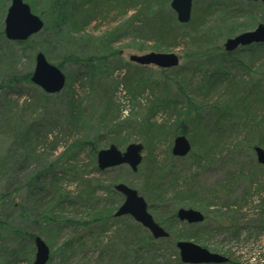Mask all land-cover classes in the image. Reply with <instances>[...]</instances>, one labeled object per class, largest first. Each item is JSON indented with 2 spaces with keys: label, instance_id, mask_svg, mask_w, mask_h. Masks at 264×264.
<instances>
[{
  "label": "trees",
  "instance_id": "1",
  "mask_svg": "<svg viewBox=\"0 0 264 264\" xmlns=\"http://www.w3.org/2000/svg\"><path fill=\"white\" fill-rule=\"evenodd\" d=\"M7 1L4 0V3ZM25 1L33 11H38L39 2L45 4V10L40 11L45 18L44 31L55 38L64 34L72 38L76 35L81 36L88 32L89 26L94 22L100 26L104 20L117 21L130 13L131 15L117 28L108 30L100 38L93 37L88 41L96 46H92V51L85 57L69 53L56 64L65 73L68 72L69 66L80 68V71L77 70L79 73L71 72L67 75L66 85L61 92L47 93L35 85L31 81L32 72L13 74L0 82V141L11 140L6 150L0 151V177L13 174L15 168L20 169L22 161H30L32 164L42 158L44 153H40L39 149L41 146L47 148L53 127L47 121L54 115V125L57 127L58 113L64 106L71 116L70 127V124L78 127L93 121L96 128H108L107 130L112 132L111 135L114 136H109L107 140L110 145L121 146L133 139L135 141L137 137L143 140V162L136 172L131 170V173L141 176L142 191L136 189L152 204L170 203L172 212L165 221L161 218V223H167L168 229L176 233L172 234L170 230L168 238L176 237L177 241H198L203 234H209L211 231L209 227L198 230L195 228L198 224L195 223H187L184 228L186 232L174 229L175 223L181 222L177 217L178 208L185 203H191L193 206L198 198L206 194L205 188L178 183L179 174L170 164V160L179 157L173 154L172 149L174 140L179 135H186L192 144V150L186 157L193 155L203 159L212 158L228 143L235 151L238 150L239 145L243 146V149L254 157L255 147L264 146V43H254L232 52L226 51L224 45L227 38L240 30L239 26L243 27L239 19L249 18L254 10L237 6L236 0H194L190 22L181 23L171 7L172 0ZM236 21L239 22L237 25L239 30L232 29L234 26H231V23ZM38 34L41 32L26 41L14 42L8 41L3 36L6 42L25 44V47L29 44L30 47H35L33 39ZM135 34L144 40L154 41L160 49L185 45L187 50L184 62L168 69L156 66L151 68L149 65H140L132 61L119 63L120 52L112 49L113 44L121 37ZM54 43L55 41L51 42V49L55 47ZM107 50L110 52L108 53ZM46 51L50 53L48 47ZM245 54L246 57H243ZM110 59L116 63L111 64L112 68L108 65ZM113 68L125 69L120 83L126 87L132 102L149 91L146 102L143 105L138 104L136 111L130 107L126 108L128 110L127 114H124L125 117L122 116L123 110L115 108L114 100L108 96V88L102 84L108 79ZM149 68L153 69L151 72L159 74L163 82L149 77L147 73ZM77 82L84 84V87H90L92 91H100L101 112L96 113L94 117L87 115L81 101H78L80 98L75 94ZM24 84L28 85L32 92L28 91L29 93L24 95L21 90L25 88ZM166 113L170 114L166 115L167 118L160 117L161 114ZM235 132H240L241 140H239L240 135L234 137ZM103 136L105 135L101 134L95 139L74 141L60 156L76 160L79 152L73 149L89 145L94 156L97 157ZM57 138L56 136L55 143ZM162 142L168 145L167 157L163 160L157 154ZM198 144L202 146V153L200 149L198 152L195 151ZM55 150H58L56 144L51 146V154H54ZM61 160L58 158L47 167L40 165L38 170L31 173L24 182L22 189L25 188L27 193H34L38 188L47 187V184L57 187L51 198V209L43 214L44 222L35 220L32 223L38 228L36 234L23 228H14L12 231L13 234L24 239V247L29 251H32L30 247L32 243L35 244L36 236H44L50 242L53 232L55 234L52 209L66 211L69 206L74 205L68 194L61 193L63 189L55 176L50 178L46 185L41 176L44 169L53 171L54 165L59 161L63 164L64 161ZM122 166L126 165L117 167ZM97 169L101 173L107 170H100L99 167ZM83 173L80 179L82 189L79 199L81 203L91 204L88 208L92 218L91 221H86L85 227L82 228L83 231L86 229L88 232L86 235L82 234L83 231L79 228L83 222L75 223L74 235L64 244L65 251L73 255L78 250L89 252V246L100 247V240L106 238L109 232H113L118 239L117 247L112 241L105 243L100 251L102 254L112 252L110 264L116 262H119L116 264H172L164 262L161 256L155 253L157 243L162 239H155L150 231L132 216H115L120 203L115 200L104 203L103 197H98V189L103 188L102 181L96 177H85L86 174ZM232 173L230 179L242 180L246 190L242 196L235 197L234 200L220 206L216 213L223 215L220 220L222 222L218 221L224 225L222 227L231 231L234 236H238L239 221L246 217V213L242 212L243 209L254 201L257 194L264 191V165L253 158L248 170L240 166ZM117 183L111 184V191L114 195H122L115 188ZM22 184L12 192H19ZM216 192L219 193L212 196L222 195L223 189H218ZM11 195L0 192V201L5 202V199H9L10 205H14ZM205 203L215 205V202L208 199ZM0 211L3 212L1 207ZM228 212L234 214L229 216ZM237 214H240V217ZM225 215L229 217L225 219ZM263 224L264 220H254L252 226L257 229ZM3 225L1 219L0 227ZM2 238L1 233L0 240H3ZM0 254L9 259L8 264L17 262V251L1 242ZM177 264L185 263L178 258Z\"/></svg>",
  "mask_w": 264,
  "mask_h": 264
},
{
  "label": "rangeland",
  "instance_id": "2",
  "mask_svg": "<svg viewBox=\"0 0 264 264\" xmlns=\"http://www.w3.org/2000/svg\"><path fill=\"white\" fill-rule=\"evenodd\" d=\"M11 1L12 0H8L6 3H4V0H0V82L7 79L8 77H11L13 74H26L28 72H33L35 69V59L38 52H43L48 60L53 62V64L55 63V65L69 53H75L81 57H85L92 51V46H96V44H92L88 41H90L93 37L100 38L104 35V33H107L108 30L117 28L118 25L120 26L128 18V16L131 15L130 13L122 18H119L117 21H113L111 19L104 20L100 26H97V24L94 22L89 26L88 32L86 34L81 36L76 35L74 38L69 37L66 34L55 38V36L52 34L48 33L47 31L45 32L44 27L41 31V34H38V36L33 39V44L35 47H30L29 44H26L25 47V44H13L4 40V36L6 37L4 31L5 19L8 9L11 5ZM236 4L237 6L240 5L245 9L252 8L254 13L249 18L242 17L239 19V22H241L243 25V27H238L240 30L237 28L239 22L236 21L231 23V26H234L232 29L239 30L231 37H234L245 31L253 30L260 23H264V2L236 0ZM37 10L38 11H32L45 20L44 16L40 12L45 10V4L43 2L38 3ZM226 27H228L227 23ZM6 39L8 41H12L7 37ZM52 41H55L53 44L55 47L51 49L50 47ZM46 47L49 48L50 53L46 51ZM112 49L118 50L120 52L118 57L119 63L131 61L129 59L131 55H143L154 51L176 53L180 57V64L184 62V55L186 54L185 52L187 50L185 45H179V47L171 46L167 49H160L157 48L154 41L150 39L144 40L142 37H139L136 34L121 37L119 41L113 44ZM107 52L109 53L110 51L107 50ZM243 57H246V54ZM111 64L116 63L110 59V64L108 65L111 67ZM149 67L153 68L152 66ZM151 68H149L150 70L147 71L149 77H151L153 80L155 79L163 82V80L160 79L161 76H159V74L156 72H151L153 70ZM77 70L80 71L78 66H69V70L66 72V75H70L71 72L79 73ZM124 73L125 69L114 70L113 68L108 79L102 82L103 86L108 88V96L112 97L114 100L115 108H120V110H123V117H125L127 114L128 109L126 108L130 107L132 110L136 111L138 104L143 105L146 102V99L149 97V91H147L140 97L138 96L136 100L132 102V100H130L131 96L128 95L126 87L124 84L120 83V78ZM18 83H20V81ZM83 85L84 84L81 82L76 83L75 94L78 95V98H80L78 101H81L84 112L87 115L94 117L96 113L99 114L101 112L102 98L100 91H92L90 87H84ZM21 90L24 92V95L32 92L28 85H25V88ZM166 115L169 116L170 114H161L160 117L167 118ZM69 117L71 116L63 106L58 113V121L56 124L57 127L54 125V115L51 116L48 121L46 120L48 123H51L53 127H51V132L49 134L47 148L41 146L39 149V152H43L44 154L41 159H38V162H31L32 164H30V161H22L20 164V169L15 168L16 171L13 174H6L4 175L6 177H0V192L11 193L12 195L10 198L13 199L15 203L14 205H10L11 200L9 199H5V202L0 201V207L3 211L1 213V219L4 222V225L0 227V238L1 233L3 234V240H0V242L8 247H13V249L17 251V262H12V264H33L36 255V244H31L30 248L32 251L27 250L26 247H24V239L17 234H13L12 231L14 228H23L31 233L36 234L38 232V228L32 223L35 220H37V222H44L43 214L51 209V198L53 194H55L54 191H57V187L50 186L48 184L47 187L45 186L36 189L34 193H27L25 188L22 189L27 177L31 173L37 171L40 165L47 167L58 158L62 159L61 161H64L63 164L60 163V161L55 164L53 171H47L44 169L41 176L45 181V185L47 182H49L50 178L55 176V179L58 181V183H60V186L63 189L61 190V193L68 194L74 204L69 206L66 211L52 209L51 215L55 221L52 224L54 225V231L56 230L55 234L53 232L52 237L49 240L50 242H48L44 236H41L47 242L51 250V261L49 260V264H110L109 259L112 255V252L110 251L108 253L102 254L100 251L102 250L105 243H111L113 241L115 242L114 245L117 244L118 239L113 232H109L106 238L100 240V247L94 248L89 246V252L86 253L84 250H78L75 255H73L69 252H66L64 248L65 242L71 239L74 235L76 228L75 223L77 221L83 222V225L79 227L83 231L82 228L85 227L84 223L86 221H91L92 218V215H90V208H88L91 204L81 203L79 199V193L82 189V187H80V179L81 176H83V172V174H86L85 177H96L102 181L101 185L103 188L98 189V197H103L104 203L115 200L118 202V204H122L124 200V196L120 194L114 195L112 193L111 184L114 182H123L142 191L143 183L141 176L131 173L132 169L127 165L113 169L109 168V170L107 169L103 173L99 172V169H97V157L94 156L89 145H85L83 148L79 147L73 149L79 152L76 160H70V158L67 156H60L74 141L92 138L95 139L96 137H99L101 134H103L105 136L102 138L103 140L97 150L98 152L100 149L109 147L110 144L107 140L110 138L109 136H114L113 134L111 135L112 132L110 130H107L108 128H96L93 121L90 123H84L78 127L70 124V127ZM171 120L173 121V118ZM238 135H240V132L234 133V137ZM56 136L58 138L55 143ZM241 139L242 138L240 135L239 140ZM234 141L236 143V140ZM10 142L11 140H8L7 142L0 141V151L6 150V147ZM132 142L142 143L143 140L137 137L135 138V141L133 139L118 147L124 151L127 145ZM54 144L57 145L58 150H55L54 154H51V146H54ZM167 149L168 145L166 142H162L159 145L157 154L160 156L161 160L167 157ZM199 149L202 153V146L198 144L195 151L198 152ZM253 158L257 161L256 152L254 157H251V153L245 151L243 146L239 145L238 150L235 151L234 148L229 146L228 143V145L222 146L212 158L208 157V159H203L201 157H194L193 155H190L188 157H179L170 160V164L176 168L179 174L178 183L180 185L186 184L187 186L194 185L198 186V188H205L204 193L206 196L203 195L204 197L198 198L196 204L193 206H191V203H185L184 206L179 207L178 210L180 208H194L202 211L205 214V221L201 223H195L198 224L195 228L202 230L206 227H209L211 231L207 235L203 234L198 241L192 239V242H195L212 252L219 253L229 259L226 263L221 264H264V224L263 226L260 225L261 227H258L257 229L253 228L252 226L254 220H264V191L257 194L254 197V201L243 209L242 212L246 213V217L239 221L240 233L238 236H234L231 231H227L222 227L224 225L220 224V222H222L220 220L222 219L223 215L221 213H216V210L220 206L229 203L230 201L234 200L235 197H240L243 195L244 191L246 190L245 183L242 180H232L230 177L233 174L232 172L237 171L240 166H243L246 168V170H248V165L253 163ZM229 174L230 176H228ZM20 184H22L20 186V191L13 193L12 191ZM218 189H223V194L218 197L212 196L219 193L216 192ZM207 192H209L208 195ZM145 199L148 202L149 212L154 216L156 221L170 233L171 229H168V226H166L167 223H161V218L165 221L172 212L170 203L156 202L155 204H152L148 198L145 197ZM207 199L209 201L215 202V205H207V203H205V200ZM120 204L117 206V208L120 206ZM227 214L231 216L234 214V212H228ZM228 215H225V219L229 217ZM237 215L240 217V214ZM71 221H73L72 224ZM181 222H176L174 229L176 231L184 230L186 232L184 228L188 222ZM218 223L220 225H218ZM218 226L221 227L218 228ZM87 233L88 232L86 229L82 232V234L85 235ZM171 233L174 234L175 231L171 230ZM159 239L162 240L158 241L159 243H157V250L155 253L159 254L158 256H161V259H163L164 262L177 264L178 258L181 259L180 250L176 245V242H178L176 240L177 238L170 237L168 239ZM115 247H117V245ZM113 249H115L114 246ZM7 260L9 259L5 255L0 254V264H8Z\"/></svg>",
  "mask_w": 264,
  "mask_h": 264
},
{
  "label": "water",
  "instance_id": "3",
  "mask_svg": "<svg viewBox=\"0 0 264 264\" xmlns=\"http://www.w3.org/2000/svg\"><path fill=\"white\" fill-rule=\"evenodd\" d=\"M262 1L264 0H248ZM194 0H172L171 7L181 23L190 22L193 15ZM44 19L35 14L25 0H12L5 19V35L12 41H26L44 28ZM254 43H264V23L255 29L242 32L225 41V50L232 52L241 46ZM132 62L140 65L156 66L158 68H173L180 65V57L176 53L149 52L143 55H131ZM31 81L47 93L61 92L67 81L66 73L57 65L51 63L43 52H38L35 59V69ZM192 149V144L186 135H179L174 140L172 152L175 156L185 157ZM144 144L132 142L122 151L116 144L100 149L97 153L98 167L102 170L128 165L137 171L144 158ZM255 152L259 163L264 165V148L256 146ZM116 190L124 196L122 204L115 212V216H132L133 219L147 228L154 238H168L170 233L160 225L149 212L148 202L139 191L123 182L115 186ZM177 217L188 223H201L205 221V214L194 208H180ZM1 221V211H0ZM36 255L33 264H47L50 260L51 250L41 236H36ZM181 261L185 264H221L229 259L219 253L187 240L177 242Z\"/></svg>",
  "mask_w": 264,
  "mask_h": 264
}]
</instances>
